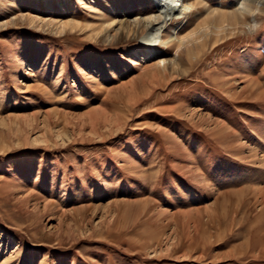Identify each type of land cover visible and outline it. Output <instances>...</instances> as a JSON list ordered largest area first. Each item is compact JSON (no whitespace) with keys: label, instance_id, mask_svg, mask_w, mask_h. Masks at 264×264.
<instances>
[{"label":"rangeland","instance_id":"374dc122","mask_svg":"<svg viewBox=\"0 0 264 264\" xmlns=\"http://www.w3.org/2000/svg\"><path fill=\"white\" fill-rule=\"evenodd\" d=\"M190 1L168 39L240 0ZM157 13L0 0V264H264V13L169 73L126 27Z\"/></svg>","mask_w":264,"mask_h":264},{"label":"bare ground","instance_id":"6f19581e","mask_svg":"<svg viewBox=\"0 0 264 264\" xmlns=\"http://www.w3.org/2000/svg\"><path fill=\"white\" fill-rule=\"evenodd\" d=\"M155 1L158 9L157 14L150 15L149 17L147 16V18L144 19L135 18V20H132L131 22L127 21V23L128 22L129 23L127 24L126 27H128L129 25V26H134V28L137 29L136 31V29L133 30L131 28L129 29V32L133 30V33L139 34L141 40L143 41L144 46L153 47L158 45L166 46L170 44L175 48L176 58L174 57L171 59L159 58L158 61L150 64L151 67H154L156 69L159 68L162 71H168V73L176 71L179 65L177 59L181 57L183 54L193 58L196 57L203 51V48H205L211 42H213V44L215 45L216 42L219 41L222 42V39H224L228 35L229 36L232 35V33L246 31L247 29L244 27V25L248 24V22L251 23L253 21L258 23L256 20V16L264 13V2H262L258 7H252L249 0H244L243 4H242V0H240L236 2L237 8L234 11L225 12V11L211 10L208 13H206L203 19L188 33L178 36L177 35L178 27H176L174 30L175 33L174 37L168 39L167 37H165V28L169 24V21L179 19L182 22L185 19L187 20L189 15L194 10L197 9L198 3H194L190 0H155ZM248 18L249 20L247 22ZM28 19L31 20L33 23L34 21L40 23L42 26L58 25L57 27L60 28L61 32L64 31L65 29L73 30L80 28V25L75 22L40 20L32 16L28 17ZM124 23L123 22L122 23L120 22V24L116 23V25L119 24V27L115 29V33L111 35V38L116 37L117 34L119 35L121 34V31L123 30L122 25ZM114 24L115 21H111L109 23V26H113ZM101 27H103V25ZM100 31L102 30H99V33H101ZM109 35L107 34L105 36L109 38L110 37ZM154 50H152V52H155ZM133 54L134 56H137V50H134ZM241 81L246 82V86L244 87V89L251 88L250 94L253 97L258 98L263 95V92L259 91L258 89L259 84L255 79L242 76ZM197 180H199V178H197ZM161 210L162 212H164L163 211L164 209ZM151 253L152 255L150 257L154 256L156 251H153Z\"/></svg>","mask_w":264,"mask_h":264},{"label":"clouds","instance_id":"9594fccd","mask_svg":"<svg viewBox=\"0 0 264 264\" xmlns=\"http://www.w3.org/2000/svg\"><path fill=\"white\" fill-rule=\"evenodd\" d=\"M244 0H242L243 4ZM251 3L252 7H258L264 0H249ZM244 27L249 31V32H255L259 29L260 25L256 23L255 21L245 24Z\"/></svg>","mask_w":264,"mask_h":264}]
</instances>
